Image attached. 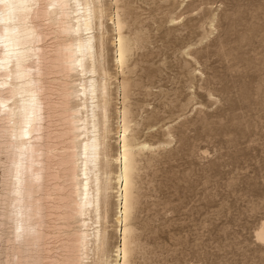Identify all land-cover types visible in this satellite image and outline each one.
I'll return each instance as SVG.
<instances>
[{"label": "rangeland", "instance_id": "1", "mask_svg": "<svg viewBox=\"0 0 264 264\" xmlns=\"http://www.w3.org/2000/svg\"><path fill=\"white\" fill-rule=\"evenodd\" d=\"M119 4L139 37L124 74L134 135L155 146L138 156L132 264H264V0Z\"/></svg>", "mask_w": 264, "mask_h": 264}, {"label": "bare ground", "instance_id": "2", "mask_svg": "<svg viewBox=\"0 0 264 264\" xmlns=\"http://www.w3.org/2000/svg\"><path fill=\"white\" fill-rule=\"evenodd\" d=\"M119 1L0 0V264H132L138 156L155 146L134 135L124 74L139 37Z\"/></svg>", "mask_w": 264, "mask_h": 264}, {"label": "snow or ice", "instance_id": "3", "mask_svg": "<svg viewBox=\"0 0 264 264\" xmlns=\"http://www.w3.org/2000/svg\"><path fill=\"white\" fill-rule=\"evenodd\" d=\"M89 7H93V5H89Z\"/></svg>", "mask_w": 264, "mask_h": 264}]
</instances>
